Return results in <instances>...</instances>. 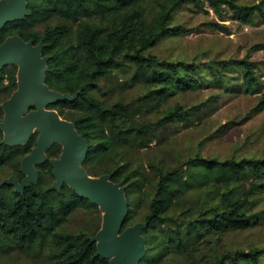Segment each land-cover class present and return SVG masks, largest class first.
I'll use <instances>...</instances> for the list:
<instances>
[{
	"label": "trees",
	"instance_id": "1",
	"mask_svg": "<svg viewBox=\"0 0 264 264\" xmlns=\"http://www.w3.org/2000/svg\"><path fill=\"white\" fill-rule=\"evenodd\" d=\"M203 4L217 12L228 7L240 23L264 22V0L254 5H237L233 0H27L24 18L0 29V44L18 36L34 46L43 45L42 56L48 58L45 84L51 90L70 96L79 93L74 101L51 104L48 109L73 123L88 142L83 163L87 173L110 175L113 183L125 186L129 212L123 230L132 225L134 211L147 206L148 227L142 232L146 255L138 264H163L171 255L195 260L192 246L250 230L261 222V213H252L250 204L264 194V158L196 157L176 168L148 162L143 169L120 157L131 149L150 148L161 128L186 124L197 116L206 103L187 106L174 101L198 88L257 96L250 114L264 111V60L250 57L264 51V43L253 45L244 58L208 64L168 61L151 53L163 39L191 32L171 27L178 10ZM208 26L228 32L219 23ZM123 67L132 72L131 86L143 90L132 103L137 104L134 110L123 99L112 104L100 99V81ZM18 71L11 64L0 72V123L5 115L2 104L18 89ZM235 81L238 84L230 88ZM37 134L25 145L10 146L0 131V170L9 169L20 183L26 177L22 160L36 147ZM62 149L55 143L47 151L46 162L37 166V183L22 194L13 186H0V249L42 260L48 254L40 264H109L98 255L97 243L91 242L101 222L92 233L63 232L77 211L96 213L101 220V210L66 184L59 191L51 189L56 180L51 161L60 157ZM194 191L199 193L197 207L179 208L180 201ZM263 258L264 247H257L228 251L205 264H260Z\"/></svg>",
	"mask_w": 264,
	"mask_h": 264
},
{
	"label": "rangeland",
	"instance_id": "2",
	"mask_svg": "<svg viewBox=\"0 0 264 264\" xmlns=\"http://www.w3.org/2000/svg\"><path fill=\"white\" fill-rule=\"evenodd\" d=\"M233 1L237 5H254L261 0ZM211 22L225 25L228 32L208 26ZM177 26H182L191 32L163 39L151 51L152 54L168 61L208 64L214 60L244 58L253 45L264 43V22L257 20L254 24L240 23L226 6L217 12L208 4L184 5L176 12L171 24V27ZM250 57L252 60L262 61L264 60V51L251 53ZM131 74L132 72L128 68L123 67L114 71L111 77L102 79L100 85L103 90L100 99L106 100L109 104L123 99L131 104L134 110L137 104L132 105V103L135 98L143 95V90L138 86H131ZM229 74L231 77H239L236 72H229ZM237 84L238 81L231 83L230 88ZM176 102L187 106L203 103L206 105L198 112L197 116L192 117L186 124L174 123L161 128L150 148L131 149L120 157L128 159L132 167L140 166L143 169L148 162H160L164 166L176 168L196 157L220 160L242 157L264 158V111L254 115L250 114L258 102L257 96L203 87L178 95L174 103ZM5 105L4 102L2 107L4 108ZM32 110L31 108L30 111ZM58 117L64 120L62 117ZM150 117L156 118L153 115ZM2 123L3 120L0 125ZM35 133H38V141L40 134L36 128L32 130V136ZM9 172V169L0 170V185L13 183L16 191L22 183H19ZM28 175L26 173V176ZM90 178L96 180L99 177L90 176ZM120 186L125 189L121 183ZM198 195L199 193L194 191L185 196L180 201L179 208H196ZM250 209L252 213H261V222L257 227L247 231L230 232L221 238L218 236L207 238L202 243L192 246L195 260L191 261L181 255H171L163 264H205L215 256L228 251L232 252L238 249L249 251L257 247H264L263 193H259L251 200ZM179 211L176 210V212ZM146 213V205L136 209L130 227L136 224L145 225ZM104 216L102 210L101 220L96 213L77 211L64 226L63 232L85 231L92 233L100 222L102 229ZM143 238L145 239L144 236ZM46 256L48 257V254ZM46 256L42 260L13 249L2 248L0 249V264H40L46 262ZM260 264H264V258Z\"/></svg>",
	"mask_w": 264,
	"mask_h": 264
},
{
	"label": "water",
	"instance_id": "3",
	"mask_svg": "<svg viewBox=\"0 0 264 264\" xmlns=\"http://www.w3.org/2000/svg\"><path fill=\"white\" fill-rule=\"evenodd\" d=\"M27 0H2L0 2V29L7 23L23 19ZM43 45L34 46L33 41L25 42L18 36L8 38L0 44V72L4 66L17 65L18 89L5 103L3 123L0 131L4 143L10 146L25 145L32 137V130L39 132L37 147L22 161L26 175L16 192L22 194L30 184L39 178L37 166L46 162L47 151L58 143L62 146L60 159L51 161L55 182L52 190L59 191L64 184L71 187L83 199L99 206L98 201L107 200L108 213L104 216L103 227L91 242L97 243L98 255L109 260V264H138L146 255V241L142 230L148 223L136 224L123 230L128 215V201L125 189L111 181L110 175L98 179L90 178L83 167L89 145L73 123L59 118L48 106L61 101H74V96L63 95L51 90L45 84L48 58L42 56ZM34 107L35 109L30 111ZM20 183V182H19ZM15 186L13 183L3 185ZM100 207V206H99Z\"/></svg>",
	"mask_w": 264,
	"mask_h": 264
},
{
	"label": "bare ground",
	"instance_id": "4",
	"mask_svg": "<svg viewBox=\"0 0 264 264\" xmlns=\"http://www.w3.org/2000/svg\"><path fill=\"white\" fill-rule=\"evenodd\" d=\"M99 206L101 208V210L104 212V214L106 215L108 213L109 210V203L107 200L101 199L100 201H98Z\"/></svg>",
	"mask_w": 264,
	"mask_h": 264
}]
</instances>
